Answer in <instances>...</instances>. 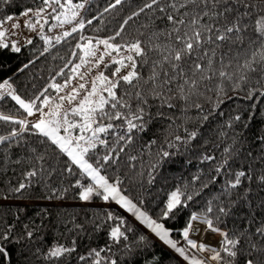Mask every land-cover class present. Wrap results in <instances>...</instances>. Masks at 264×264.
<instances>
[{
	"label": "trees",
	"instance_id": "1",
	"mask_svg": "<svg viewBox=\"0 0 264 264\" xmlns=\"http://www.w3.org/2000/svg\"><path fill=\"white\" fill-rule=\"evenodd\" d=\"M47 6L0 0V24ZM102 42L140 52L94 112L87 161L173 239L190 247L200 221L222 237L217 264H264V0H89L68 35L0 46V264H183L120 210L70 205L93 181L23 125Z\"/></svg>",
	"mask_w": 264,
	"mask_h": 264
},
{
	"label": "rangeland",
	"instance_id": "2",
	"mask_svg": "<svg viewBox=\"0 0 264 264\" xmlns=\"http://www.w3.org/2000/svg\"><path fill=\"white\" fill-rule=\"evenodd\" d=\"M88 1L75 3L73 0H48V6L44 10L31 11L19 18L8 19L0 24V46L11 45L14 51H19L34 36H40L47 43H51L60 35H68L80 27ZM46 29L48 32H45ZM139 52L138 45L121 49L111 42L87 43L82 48V59L71 80L57 86V94L44 102L39 113L31 112L28 119L22 121L23 125H32L48 136L93 181L95 188L84 190L82 194L84 203L70 205L116 208L144 231L151 233L168 250L175 252L177 255L170 251L183 264H217L221 238L211 233L205 223L195 221L186 232L190 247L184 241L173 239L170 230L132 202L118 186L110 183L86 159L87 152L103 142L101 136L104 129L95 127L94 112L114 96L118 80H131L134 77V58ZM112 63L118 65V71L113 79H108L103 71ZM94 191L102 192L106 201L89 203ZM3 203L0 201V204ZM178 203L179 195L175 192L169 201V208H174ZM194 224L202 227L198 240L190 238Z\"/></svg>",
	"mask_w": 264,
	"mask_h": 264
},
{
	"label": "bare ground",
	"instance_id": "3",
	"mask_svg": "<svg viewBox=\"0 0 264 264\" xmlns=\"http://www.w3.org/2000/svg\"><path fill=\"white\" fill-rule=\"evenodd\" d=\"M201 228H202L201 226H197L196 224H194L190 238L193 240H198L201 235V231H202Z\"/></svg>",
	"mask_w": 264,
	"mask_h": 264
},
{
	"label": "built area",
	"instance_id": "4",
	"mask_svg": "<svg viewBox=\"0 0 264 264\" xmlns=\"http://www.w3.org/2000/svg\"><path fill=\"white\" fill-rule=\"evenodd\" d=\"M9 88L8 84H4L0 89V94L4 95L5 91Z\"/></svg>",
	"mask_w": 264,
	"mask_h": 264
},
{
	"label": "crops",
	"instance_id": "5",
	"mask_svg": "<svg viewBox=\"0 0 264 264\" xmlns=\"http://www.w3.org/2000/svg\"><path fill=\"white\" fill-rule=\"evenodd\" d=\"M146 231H147V230H146ZM147 233L150 234V235L153 237V235H152L151 233H149L148 231H147ZM155 239H156V238H155ZM159 243L162 244L160 241H159ZM162 245H163V244H162ZM163 246H164V245H163ZM169 251H172V250H169ZM172 252H173V251H172ZM173 254H176V253L173 252ZM176 255H177V254H176Z\"/></svg>",
	"mask_w": 264,
	"mask_h": 264
},
{
	"label": "water",
	"instance_id": "6",
	"mask_svg": "<svg viewBox=\"0 0 264 264\" xmlns=\"http://www.w3.org/2000/svg\"><path fill=\"white\" fill-rule=\"evenodd\" d=\"M222 239V237H220Z\"/></svg>",
	"mask_w": 264,
	"mask_h": 264
}]
</instances>
